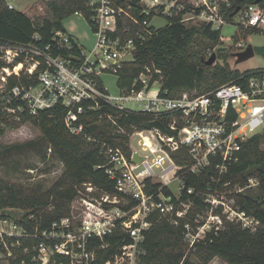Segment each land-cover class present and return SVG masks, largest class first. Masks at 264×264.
Segmentation results:
<instances>
[{"label": "built area", "instance_id": "built-area-1", "mask_svg": "<svg viewBox=\"0 0 264 264\" xmlns=\"http://www.w3.org/2000/svg\"><path fill=\"white\" fill-rule=\"evenodd\" d=\"M234 1L90 0L96 36L92 50L87 51L63 30H57L53 41L44 47L0 41V58L7 63L1 67L5 73L0 77V126L61 105L67 111L65 121L70 131L93 140L76 122L86 112L85 104L97 110L102 100L127 113L168 115L167 129L171 131L135 130L130 135V157L120 146L101 143L102 152L109 158L103 166L122 197L96 194L99 190L92 183H84L85 188L72 201V213L46 229L31 231L13 217H2L1 259L13 255V248L22 244L21 238H33L37 240L32 246L34 252L23 264H91L99 256L94 240L100 239L101 247L106 248V235L119 229L131 240L106 264H143L144 240L155 214L182 225L191 246L224 227L226 221L240 223L252 232L259 228L260 220L242 209L235 195L264 183V172L250 177L244 186H232L230 180L223 179L239 160L243 143L255 134H264V69L243 73L242 82H228L200 94L185 91L172 95L163 87L164 70L155 63L146 64L131 87L117 84L115 95L103 78L104 74L115 75L117 83L123 63L134 60L136 49L158 29L152 23L155 17H164L168 23H205L219 30L231 22L224 12ZM8 5L14 8L11 2ZM238 13V29L264 31V0L240 6ZM247 46L239 38L229 48L234 55ZM76 47L80 48L78 53ZM53 49L57 55L52 54ZM213 51L216 49H210L208 56ZM17 57L22 60L11 66ZM42 64L46 68L39 73L38 83L8 86L9 76H20L23 69L33 75ZM108 117L116 124L111 115ZM135 137L140 148L133 146ZM135 152L143 156L139 163L132 161ZM208 173L206 189L187 185L188 175ZM174 180H179L177 191L171 187ZM149 182L159 186L149 191Z\"/></svg>", "mask_w": 264, "mask_h": 264}, {"label": "trees", "instance_id": "trees-1", "mask_svg": "<svg viewBox=\"0 0 264 264\" xmlns=\"http://www.w3.org/2000/svg\"><path fill=\"white\" fill-rule=\"evenodd\" d=\"M90 0H45V11L42 15L33 17L29 13L10 8L7 0H0V41H9L17 44L34 43L41 47L53 41L57 30L66 31L64 20L81 12L88 20L91 28L92 9ZM122 1V0H119ZM255 0H235L232 7L224 12L232 21L238 14L237 9ZM135 2V1H134ZM124 23H131L124 20ZM257 31L255 29L241 30L235 35L240 38L241 33ZM36 35L38 37L36 38ZM126 36H129L127 34ZM198 37L206 38L213 45L209 49L196 48ZM235 40V41H236ZM221 29L212 30L205 23L184 24L173 20L167 25L158 28L153 35L147 37L143 45L135 51L132 61L124 62L119 70L117 84L120 87H131L139 76L143 67L148 63H155L165 72L163 87L168 88L172 95H179L185 91L197 94L205 93L228 82H242V72L231 69L226 58L233 54L231 48L221 47ZM217 45L218 58L224 63L207 64L210 49ZM80 51L76 47L75 53ZM53 55L58 51L53 49ZM215 52V51H213ZM66 54V52H63ZM1 55V53H0ZM22 60L17 57L11 66ZM0 66L7 63L0 58ZM46 68L40 65L33 75L23 69L20 76H9L8 86L15 84H36L39 73ZM87 109L79 115L77 124H82L84 133L93 140L73 134L66 125V109L57 105L52 109L42 110L37 115H28L20 122L12 121L0 126V134L6 129L17 128L26 121L37 126L46 142L48 157H56L64 166L61 176L48 189L27 186L0 176V219L13 217L29 230L46 229L54 221L61 220L71 214V204L74 198L84 189V183H92L99 191L96 194L110 193L119 195L116 182L106 172L105 165L109 158L102 152L101 143L109 142L120 146L130 157V135L135 130L161 128L167 133L168 115L155 117L151 114L124 112L104 101L100 107ZM112 116L116 124L108 117ZM0 116H2L0 114ZM264 134H255L243 143L239 152V160L234 163L223 180H230L232 186H244L252 176H261L264 172ZM2 145L0 144V151ZM177 162L183 164L181 159ZM208 174L201 176L188 175L187 185L196 189H206ZM149 191L156 189L159 183L151 184ZM169 192V189H165ZM236 200L239 206L247 213L255 216L261 222L259 228L252 232L240 223L226 221L225 226L217 231L209 232L205 238L199 239L193 246L187 241L182 225L174 224L167 217L154 216V223L146 232L142 256L143 264H209L214 258H220L228 264H264V183L257 187L246 188L237 193ZM200 202L199 198H196ZM30 216H33L30 218ZM131 240L128 233L119 229L106 235V248L101 247V240H94L98 246V258L91 264H106L120 253L121 246ZM37 242L33 238H21V245L13 248V255L1 259L0 264H23L30 261L32 246ZM29 247L26 251L25 248ZM194 257L197 263L191 261Z\"/></svg>", "mask_w": 264, "mask_h": 264}, {"label": "rangeland", "instance_id": "rangeland-1", "mask_svg": "<svg viewBox=\"0 0 264 264\" xmlns=\"http://www.w3.org/2000/svg\"><path fill=\"white\" fill-rule=\"evenodd\" d=\"M11 2L18 10L29 13L36 17L42 15L45 11V0H7ZM240 22V14H236L233 20L225 24L221 29V47L229 49L238 33V24ZM152 23L160 28L167 25L168 21L164 17H155ZM66 31L74 36L87 51L95 47L96 36L84 16L78 13L72 14L64 20ZM240 38H243L247 44L263 45L264 31H249L241 33ZM213 45L206 38L198 37L196 48H201L206 51ZM217 45L214 49L217 50ZM232 52V51H231ZM216 53V51H215ZM217 55V53H216ZM224 59L217 56L216 63H224ZM226 62L231 69H238L242 72L252 71L256 69H264V55L255 54L247 60L237 63L236 57L230 54L226 58ZM5 71L0 66V77ZM104 80L112 94L118 93L116 76L112 74H104ZM1 83V78H0ZM133 146L138 147V139L135 137ZM0 176L6 179L23 183L31 187H39L41 189L50 188L54 182L61 176L64 171L63 164L56 157H48L46 142L42 137L40 129L30 121H26L17 128L6 129L3 134H0ZM264 146V144H263ZM140 148V147H138ZM179 180H174L171 187L177 191ZM73 207L71 204V213ZM216 264H228L220 258H214ZM213 259V260H214ZM212 260V261H213ZM191 261L197 263V260L192 257ZM211 261V262H212Z\"/></svg>", "mask_w": 264, "mask_h": 264}, {"label": "water", "instance_id": "water-1", "mask_svg": "<svg viewBox=\"0 0 264 264\" xmlns=\"http://www.w3.org/2000/svg\"><path fill=\"white\" fill-rule=\"evenodd\" d=\"M263 0H255V3L261 2ZM240 7L237 9L239 11ZM261 54L264 55V44L263 45H252L248 44L247 48L244 51L234 53L233 56L236 57V62H242L244 60L249 59L250 57L254 56L255 54ZM217 55L216 53H213L211 57L206 61L207 64H212L216 61ZM141 160H143V156L139 153L135 152L132 156V161L135 163H139Z\"/></svg>", "mask_w": 264, "mask_h": 264}, {"label": "crops", "instance_id": "crops-1", "mask_svg": "<svg viewBox=\"0 0 264 264\" xmlns=\"http://www.w3.org/2000/svg\"><path fill=\"white\" fill-rule=\"evenodd\" d=\"M71 35H72V34H71ZM72 36H73V35H72ZM73 37H74V36H73ZM75 40L77 41V39H75ZM77 42H79V41H77ZM215 260H216V259H214V260H213L212 262H210L209 264H216V263H215Z\"/></svg>", "mask_w": 264, "mask_h": 264}]
</instances>
